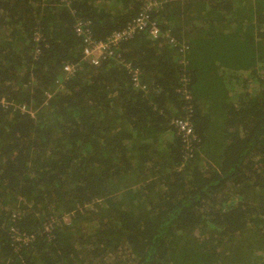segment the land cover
Wrapping results in <instances>:
<instances>
[{
    "label": "trees",
    "instance_id": "1",
    "mask_svg": "<svg viewBox=\"0 0 264 264\" xmlns=\"http://www.w3.org/2000/svg\"><path fill=\"white\" fill-rule=\"evenodd\" d=\"M158 1L118 46L142 90L74 30L140 0H0V99L33 113L0 105V264H264V0Z\"/></svg>",
    "mask_w": 264,
    "mask_h": 264
},
{
    "label": "built area",
    "instance_id": "2",
    "mask_svg": "<svg viewBox=\"0 0 264 264\" xmlns=\"http://www.w3.org/2000/svg\"><path fill=\"white\" fill-rule=\"evenodd\" d=\"M140 1L142 2L143 7L137 17L127 24L124 29L112 33V35L106 40H97L94 38L90 31H88L86 28L87 24L83 21L78 22L74 30L76 35L83 41L82 61L89 63L93 67H98L105 61L116 60L128 69L132 75L134 86L141 88L142 90H146V87L143 85L142 80L140 79L139 71L134 69L129 63L125 62L118 50V46L121 42L133 39V37L138 33L146 32L151 36L152 39H158L161 37V35H163L157 22L153 20L150 15L153 12L161 9L162 2L158 0ZM165 36L169 37L168 34ZM170 42H174L173 38H170ZM81 62L80 64H65L62 68L65 78H69L77 74L80 71ZM185 93L187 96H189L187 91H185ZM48 97H50L49 94ZM0 105L6 109L14 108L24 113L33 115L32 112L28 111L25 105H15L13 103H8L5 99H0ZM173 125L174 128L177 129L178 133L183 136L184 143L186 144L187 149H189L191 145H188L196 138L193 125L186 119H177L173 122ZM13 232L15 233L14 240L17 242L27 244L34 239V237L27 236L26 234L19 235L15 230Z\"/></svg>",
    "mask_w": 264,
    "mask_h": 264
},
{
    "label": "rangeland",
    "instance_id": "3",
    "mask_svg": "<svg viewBox=\"0 0 264 264\" xmlns=\"http://www.w3.org/2000/svg\"><path fill=\"white\" fill-rule=\"evenodd\" d=\"M68 221V219H66Z\"/></svg>",
    "mask_w": 264,
    "mask_h": 264
}]
</instances>
